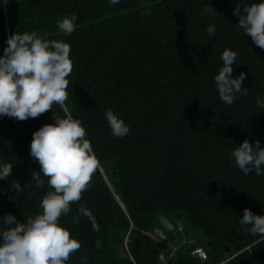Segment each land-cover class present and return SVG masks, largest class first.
Returning a JSON list of instances; mask_svg holds the SVG:
<instances>
[{
    "label": "trees",
    "instance_id": "trees-1",
    "mask_svg": "<svg viewBox=\"0 0 264 264\" xmlns=\"http://www.w3.org/2000/svg\"><path fill=\"white\" fill-rule=\"evenodd\" d=\"M253 2L0 0V57L15 32L71 46L64 107L85 127L99 167L82 199L60 217L81 243L66 264H264V235L239 224L246 208L264 215V175H245L231 157L245 139L264 148V110L257 106V97L264 99V49L243 35L233 15L237 4ZM73 14L75 30L60 33L57 21ZM225 49L237 53L233 76L246 74L248 94H237L232 105L219 98L214 79ZM108 109L129 126L125 137L112 134ZM54 113L65 116L57 104L25 121L0 116V165L13 164L0 179V217L11 213L24 222L42 212L47 178L41 174L43 188L25 186L40 169L30 156L33 134L54 123ZM15 181L24 192L11 189ZM81 204L99 231L87 218L73 222ZM158 214L179 221V231L162 237ZM197 245L206 251L203 262L190 254Z\"/></svg>",
    "mask_w": 264,
    "mask_h": 264
},
{
    "label": "clouds",
    "instance_id": "clouds-1",
    "mask_svg": "<svg viewBox=\"0 0 264 264\" xmlns=\"http://www.w3.org/2000/svg\"><path fill=\"white\" fill-rule=\"evenodd\" d=\"M119 2L110 0V4ZM203 12L211 13L212 9L205 7ZM233 15L239 17L238 27L243 35L250 36L257 47L264 49V0L244 6L237 4ZM76 20L75 14L58 20L59 32L70 35L75 30ZM215 32V26L209 25L208 35L213 36ZM70 52V44L63 40L44 39L35 31L15 32L8 37L4 55L0 57V116L25 121L48 112L53 104L61 106L65 112L63 118L54 113V123L44 124L33 134L30 156L39 163L40 169L33 171L25 187L35 182L36 188H43L42 174L51 190L40 202L42 212L35 217H28L24 222H17L11 213L0 217L3 240L0 264H66L71 254L81 248L80 241L59 220L70 213L72 204L82 199L99 167V160L91 141L86 138L85 127L64 107L68 77L73 70ZM236 57L235 51L225 49L221 57L223 67L214 78L219 98L227 105L235 102L237 94H248L243 87L246 74L233 76ZM257 106L264 110V99L259 96ZM105 117L114 136L123 138L129 133V126L112 109L106 111ZM231 157L245 175L253 171L258 176L264 175V148L259 140L253 144L245 139L232 151ZM12 167L11 163L0 165V179L6 180ZM11 189L17 194L25 191L18 181L11 184ZM81 218H87L93 230L99 231L92 211L83 204L72 220L78 224ZM239 224L252 235H264V215L254 214L249 208L244 210ZM175 226V229L180 227Z\"/></svg>",
    "mask_w": 264,
    "mask_h": 264
},
{
    "label": "water",
    "instance_id": "water-1",
    "mask_svg": "<svg viewBox=\"0 0 264 264\" xmlns=\"http://www.w3.org/2000/svg\"><path fill=\"white\" fill-rule=\"evenodd\" d=\"M159 225L166 235H173L175 231V224L171 222L166 216L163 214H158Z\"/></svg>",
    "mask_w": 264,
    "mask_h": 264
},
{
    "label": "built area",
    "instance_id": "built-area-1",
    "mask_svg": "<svg viewBox=\"0 0 264 264\" xmlns=\"http://www.w3.org/2000/svg\"><path fill=\"white\" fill-rule=\"evenodd\" d=\"M190 253L193 257L199 259L201 262L205 261L207 258L206 251L201 247V246H194L191 250ZM162 254H160V257Z\"/></svg>",
    "mask_w": 264,
    "mask_h": 264
},
{
    "label": "rangeland",
    "instance_id": "rangeland-1",
    "mask_svg": "<svg viewBox=\"0 0 264 264\" xmlns=\"http://www.w3.org/2000/svg\"><path fill=\"white\" fill-rule=\"evenodd\" d=\"M176 224L180 225L179 221H176ZM156 231L157 230L154 229V230H151L150 232H151V234L155 235V234H157ZM178 231H179V228L177 227L176 233ZM197 234H199V229H197ZM179 238H180V235L179 234L178 235H174L173 240L177 242L179 240Z\"/></svg>",
    "mask_w": 264,
    "mask_h": 264
}]
</instances>
